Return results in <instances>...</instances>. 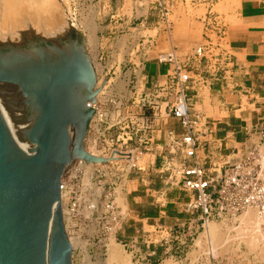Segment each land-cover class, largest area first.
I'll list each match as a JSON object with an SVG mask.
<instances>
[{
    "label": "rangeland",
    "instance_id": "rangeland-1",
    "mask_svg": "<svg viewBox=\"0 0 264 264\" xmlns=\"http://www.w3.org/2000/svg\"><path fill=\"white\" fill-rule=\"evenodd\" d=\"M195 3L196 0H55L62 17L71 22L70 42L75 41L74 34L84 39V51L95 74L94 88H99L84 147L100 156H109L112 150L121 152L106 163L76 162L66 172L64 194L60 197L66 234L70 244L76 243L71 245L72 264H106L110 239L119 244L121 254H127L131 264H162L166 259L174 264H264L262 221L258 220L259 241L251 246L245 238L248 233L239 229V218L247 210L235 217L211 220L220 223L222 236L210 243L204 235L206 223L197 213L184 211L183 203L189 195L166 186L164 173L146 175L137 167L139 159L133 149L141 151L144 143L140 141L146 131L142 123L144 111L135 99L134 88L128 86L127 72L134 67L132 56L136 53L156 57L159 52H169L170 46L159 38V30L166 37L176 35ZM87 22L90 40L82 26ZM13 46L0 45V53L20 48ZM47 47L57 51L54 46ZM1 97L0 109L3 113L7 109L5 115L24 113L15 106L14 95ZM22 119L12 121L22 124Z\"/></svg>",
    "mask_w": 264,
    "mask_h": 264
},
{
    "label": "water",
    "instance_id": "water-1",
    "mask_svg": "<svg viewBox=\"0 0 264 264\" xmlns=\"http://www.w3.org/2000/svg\"><path fill=\"white\" fill-rule=\"evenodd\" d=\"M74 35L55 62L33 49L29 57L0 53V96L15 95L17 109L35 116L16 131L28 145H17L0 112V264H72L60 179L75 159H113L84 147L99 88L84 39Z\"/></svg>",
    "mask_w": 264,
    "mask_h": 264
},
{
    "label": "crops",
    "instance_id": "crops-1",
    "mask_svg": "<svg viewBox=\"0 0 264 264\" xmlns=\"http://www.w3.org/2000/svg\"><path fill=\"white\" fill-rule=\"evenodd\" d=\"M187 13L188 20L176 35L166 37L159 30L158 36L168 42L176 64L190 70L192 80L186 89L189 111L203 124L195 157L216 173L225 162L238 160L252 147L264 152V0H196ZM210 14L223 30L221 47L233 60L230 74L218 80L199 79V66L192 56L196 46L216 42ZM132 62L134 67L127 72L128 86L134 88L136 100L147 97L154 86L168 85L173 63L136 53ZM143 111L150 128L141 138V151L133 149L139 159L137 167L148 175L160 172L169 163L167 173L183 159L175 140H180L185 131L172 116L163 112L152 116L150 108Z\"/></svg>",
    "mask_w": 264,
    "mask_h": 264
},
{
    "label": "built area",
    "instance_id": "built-area-1",
    "mask_svg": "<svg viewBox=\"0 0 264 264\" xmlns=\"http://www.w3.org/2000/svg\"><path fill=\"white\" fill-rule=\"evenodd\" d=\"M208 18L211 20L210 29L216 34V42L196 46L192 56L199 66L200 71L197 72L199 79L218 80L227 72L230 74L233 60L221 47L223 30L216 18L212 14ZM155 59L162 63H173L168 73L169 83L154 86L151 93L145 98L137 99V103L143 110L150 108L152 116L156 114L155 112H163L167 116L176 118L185 131L180 140H175V147L181 151L183 159L167 173L169 163L165 164L160 170V173H164L163 183L186 192L189 198L183 203L184 211L197 213L205 223L235 217L251 208L260 216L259 220L264 226V153L252 147L238 160L225 162L221 171H215L216 173L208 171L195 157L199 128L203 127V124L201 118L191 115L189 111L186 89L188 82L192 80L190 70L176 64L173 51L159 52ZM142 123L144 131L147 132L150 122L144 118ZM116 153L121 152L112 150L109 156H114ZM188 159H191V162L187 163ZM76 162L86 163L75 159L65 171L68 173L71 165ZM65 171L60 179V191H64L65 188L63 181L67 174Z\"/></svg>",
    "mask_w": 264,
    "mask_h": 264
},
{
    "label": "bare ground",
    "instance_id": "bare-ground-1",
    "mask_svg": "<svg viewBox=\"0 0 264 264\" xmlns=\"http://www.w3.org/2000/svg\"><path fill=\"white\" fill-rule=\"evenodd\" d=\"M82 26L88 32L87 33L88 40H90L91 39L90 38L91 35L89 33L90 25L87 22ZM70 30H71V22L69 23V21H66L65 18L62 17V14H60V10H58L57 5L55 4V0H0V42H1L0 45H5V44L10 46L14 45L16 47L19 46L20 48H21L20 45H22L23 49L27 48L24 49L27 51L33 46H38L43 48L44 45L47 46L51 45L54 46V49H57L58 52H64L66 46L75 45V41L73 43L70 42V36H69ZM28 38L31 39L27 40ZM30 41H33V43H31ZM47 46L44 48L46 49L48 48L49 51H44L39 49L40 50L39 56H45V60H48L47 62H55L53 53L57 51ZM20 48L18 49L14 48L12 50L18 51L20 54L22 55L24 54V56H28V57L31 56V52L23 51ZM32 49L36 50L34 49V47ZM6 102H8V105L10 104L9 101L6 100ZM2 104L5 103H1V105ZM6 110L3 113L2 110L0 109V112L15 143L17 145H28V140L26 138L23 139L18 138L16 131L18 129H25L27 127H30L35 116L25 113L27 117H23L26 115H23L24 113H22L20 116L18 115L19 112L17 113L16 110H15L16 114L13 113V115H9L8 113L11 112H8L7 115H5ZM14 114L16 117L17 115L18 117L20 116V118L16 120L14 118L15 117ZM21 117L23 118L22 120L24 121V122L21 121L22 124L13 123L12 120L19 122V119H21ZM93 155H97V154H93ZM86 163H92V162H86ZM61 193L64 194V191H60V195ZM60 198H62V196ZM239 219L241 222V226L239 229H241L243 233L244 231L248 233L247 237H245L246 242L251 246L256 245L260 237V231L258 229V227L260 226V225L258 226V224H260V222H258L260 216L257 214L255 210L249 208L247 209L246 212H244L240 216ZM204 235H206L210 239V243L214 244L217 241H219L220 237L222 236L220 223H216L215 221H207ZM75 244L76 243L74 241L73 243L71 242V245L73 247L75 246ZM261 254L264 257V243H262L261 246ZM85 257L89 259V255L87 253L85 254ZM105 262L106 264H131L128 255L121 254L119 244L116 243L113 239H110V242L108 244L107 256L105 258ZM162 264H174V263L172 262L171 259H166Z\"/></svg>",
    "mask_w": 264,
    "mask_h": 264
}]
</instances>
